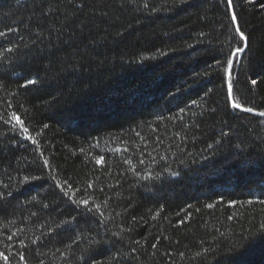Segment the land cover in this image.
I'll return each instance as SVG.
<instances>
[{"label": "trees", "instance_id": "obj_1", "mask_svg": "<svg viewBox=\"0 0 264 264\" xmlns=\"http://www.w3.org/2000/svg\"><path fill=\"white\" fill-rule=\"evenodd\" d=\"M233 2L235 58L222 0H0L7 264H264V0Z\"/></svg>", "mask_w": 264, "mask_h": 264}, {"label": "snow or ice", "instance_id": "obj_2", "mask_svg": "<svg viewBox=\"0 0 264 264\" xmlns=\"http://www.w3.org/2000/svg\"><path fill=\"white\" fill-rule=\"evenodd\" d=\"M222 2L226 3L227 9L230 11V19H231L232 23L235 25V32L239 35L240 40L243 42V44L240 47H237L235 49V52H230V55L233 58H235V57H238L239 54L244 51V48L247 46V43H248V37L239 26V17L235 11V5H234L233 0H222ZM248 2L249 3H255V0H248ZM0 35H3V34L0 33ZM8 51H12V50L8 49ZM226 64H227V66L224 67L222 70L228 78V96H229V99L231 100L232 107L234 109H238V110H241L244 112H249V113L253 112L254 110L252 108L245 107L237 99L233 98V85H232V79H231L232 78L233 59L226 58ZM36 83H37L36 80H29V84L35 85ZM252 83L256 84V81L253 80ZM258 115L264 116V112H260V113H258ZM13 118L20 125L22 130L27 134L29 130L25 126L24 121L21 120L19 117L15 116V114H13ZM26 138L32 139V137L30 135H28ZM33 142H35V141H33ZM102 161H103V157L97 158V163H101ZM45 163L47 164V161H45ZM89 187H91V185H89ZM68 190H69V194H70L71 193V187L70 186H69ZM75 202L78 204H83L85 207H88V204H89V201H87V200H79V201H75ZM208 207L211 208L212 205H208ZM0 258H2L6 262V264L9 261V257L2 252H0ZM21 259L23 260L24 257L21 256Z\"/></svg>", "mask_w": 264, "mask_h": 264}, {"label": "water", "instance_id": "obj_3", "mask_svg": "<svg viewBox=\"0 0 264 264\" xmlns=\"http://www.w3.org/2000/svg\"><path fill=\"white\" fill-rule=\"evenodd\" d=\"M256 115H258V114H256ZM260 116V115H259Z\"/></svg>", "mask_w": 264, "mask_h": 264}]
</instances>
